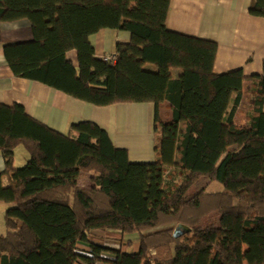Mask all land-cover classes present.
Here are the masks:
<instances>
[{
    "label": "trees",
    "instance_id": "16d2710c",
    "mask_svg": "<svg viewBox=\"0 0 264 264\" xmlns=\"http://www.w3.org/2000/svg\"><path fill=\"white\" fill-rule=\"evenodd\" d=\"M171 1L0 0V28L26 20L33 31L3 46L16 77L96 107L154 104L160 129L156 162L134 163L94 122L64 135L22 105L0 103V202L10 204L0 264H264V63L250 78L242 69L216 74L215 42L167 27ZM249 12L264 17V0ZM105 29L130 34L114 65L90 40ZM247 79L241 127L234 118ZM165 102L171 119L161 122ZM18 146L29 155L21 168ZM82 174L91 188L79 186ZM213 183L223 189L209 192ZM179 225L187 230L175 238ZM98 232L136 234L139 250L97 244Z\"/></svg>",
    "mask_w": 264,
    "mask_h": 264
},
{
    "label": "crops",
    "instance_id": "0c3cea01",
    "mask_svg": "<svg viewBox=\"0 0 264 264\" xmlns=\"http://www.w3.org/2000/svg\"><path fill=\"white\" fill-rule=\"evenodd\" d=\"M255 0H172L167 17V27L177 33L213 41L217 44L214 71L225 74L242 69L250 78L263 72L264 63V17L252 15L249 10ZM33 39L31 24L26 21L3 23L0 28V103L8 106L22 105L37 121L64 135L72 132L73 125L90 121L104 128L116 147L127 149L134 163H154L156 138L152 125L146 131L143 120L156 123V107L151 103L115 104L96 107L76 100L42 83L16 77L9 68L3 46L10 43L27 42ZM95 56H114L118 43H128L127 32L105 29L90 37ZM69 58L77 64V53ZM177 75L178 71H174ZM252 80L244 82L243 99L235 115L237 126L246 125V114L250 101ZM247 100V101H246ZM242 103L246 109L242 111ZM161 122L171 119L169 103L159 109ZM17 149L15 150L16 156ZM27 152V151H25ZM27 154V153H26ZM27 162L29 159L25 157ZM5 162L0 153V176L4 185ZM88 177L89 183L82 184ZM91 174H82L79 186L91 188ZM10 204L0 202V234L6 232L4 214Z\"/></svg>",
    "mask_w": 264,
    "mask_h": 264
},
{
    "label": "rangeland",
    "instance_id": "374dc122",
    "mask_svg": "<svg viewBox=\"0 0 264 264\" xmlns=\"http://www.w3.org/2000/svg\"><path fill=\"white\" fill-rule=\"evenodd\" d=\"M148 66L152 67L154 69V66H152V65H148ZM242 104H243V106H242V111H243L246 109L247 104L246 103H242ZM248 106H249V103H248ZM141 122H142V127L145 128L146 131L149 127V124L152 125V127H151L152 128V134L155 136L156 142H158V140L160 138V134H159L160 129L157 130L153 127V124H152L153 119L150 118L147 121L143 120ZM16 149H17V152H16L14 164L16 167L21 168V167L25 166V164H26L25 157H28V153L25 152L26 150L23 146H18ZM173 180L176 181L178 179H177V177H174ZM81 182H82V184L89 183L88 177L84 176V178H82ZM222 189H223V186L221 184L213 183L209 186L208 191L209 192H218V191H221ZM209 221H210V219H205L202 222V225L203 226L209 225L210 224ZM218 222H219V215H216L213 223L218 224ZM177 227H174V229L176 230ZM90 239L92 241L96 242L97 244H100L104 247H108L111 249H117V250L122 249V248H128L132 251H138L139 247H140L139 236L136 234L123 235L121 233H113V232H98L96 235H91ZM82 247L84 250H88L86 245H83Z\"/></svg>",
    "mask_w": 264,
    "mask_h": 264
},
{
    "label": "water",
    "instance_id": "95a60500",
    "mask_svg": "<svg viewBox=\"0 0 264 264\" xmlns=\"http://www.w3.org/2000/svg\"><path fill=\"white\" fill-rule=\"evenodd\" d=\"M183 230L186 231L187 228L184 227V226H182V225H179V226L176 228V230L174 231L173 236H174L175 238L180 237L181 234L183 233Z\"/></svg>",
    "mask_w": 264,
    "mask_h": 264
},
{
    "label": "built area",
    "instance_id": "2783aa9c",
    "mask_svg": "<svg viewBox=\"0 0 264 264\" xmlns=\"http://www.w3.org/2000/svg\"><path fill=\"white\" fill-rule=\"evenodd\" d=\"M104 62L106 63H110L112 65L115 64V57L114 56H104L103 58H101Z\"/></svg>",
    "mask_w": 264,
    "mask_h": 264
}]
</instances>
